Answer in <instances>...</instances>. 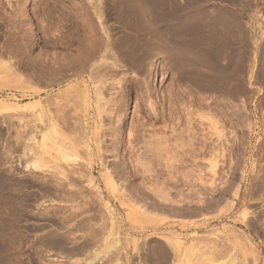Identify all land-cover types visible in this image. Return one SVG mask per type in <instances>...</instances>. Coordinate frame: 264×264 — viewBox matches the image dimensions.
Returning a JSON list of instances; mask_svg holds the SVG:
<instances>
[{"label":"rangeland","instance_id":"1","mask_svg":"<svg viewBox=\"0 0 264 264\" xmlns=\"http://www.w3.org/2000/svg\"><path fill=\"white\" fill-rule=\"evenodd\" d=\"M260 145L264 0H0V264H264Z\"/></svg>","mask_w":264,"mask_h":264},{"label":"bare ground","instance_id":"2","mask_svg":"<svg viewBox=\"0 0 264 264\" xmlns=\"http://www.w3.org/2000/svg\"><path fill=\"white\" fill-rule=\"evenodd\" d=\"M27 3L25 2V3H23V6L21 7V11L24 13H27L26 11H27ZM26 15V14H25ZM211 67V66H210ZM224 70V69H223ZM212 72V71H211ZM210 72V73H211ZM208 74V73H207ZM206 74V75H207ZM216 74V73H215ZM215 74H213L214 75V77H211V79L212 78H215ZM209 75L210 74H208V78H210L209 77ZM213 75H210V76H213ZM204 75H202V77H203ZM217 76V75H216ZM223 76H225V75H223ZM201 77V78H202ZM207 77V76H206ZM218 77H216V79H217ZM227 78H228V76H227ZM226 77L225 78H222V79H220L219 81H220V83H221V81H224L225 79H227ZM202 79H207V78H202ZM210 79V83L209 84H211L212 82H214V81H212ZM229 79V78H228ZM208 80V79H207ZM200 81V80H199ZM203 81V80H202ZM205 81V80H204ZM217 82H218V80H216ZM229 81V80H228ZM231 81V80H230ZM224 82H227V80H225ZM206 83V82H205ZM215 83V85L217 84L216 82H214ZM214 83L213 84H211L210 86H214ZM219 83V82H218ZM223 84V83H222ZM225 85H223V86H219L218 88H216V87H214V88H216V90H214V89H212V92H215V91H218L219 92V90H220V92L222 93V90L223 91H225V93H226V91H227V89L229 90V87L231 86V85H229V87H227L228 86V84H230V83H228V84H226V83H224ZM204 85H206V84H204ZM208 85V84H207ZM201 86V85H200ZM200 86H198L197 88H199ZM209 86V85H208ZM209 86V87H210ZM205 87V86H204ZM209 87H207V88H209ZM200 88H202V87H200ZM211 88V87H210ZM203 89V88H202ZM206 89V88H205ZM205 89H203V90H205ZM217 89H219V90H217ZM207 90V89H206ZM209 90V89H208ZM214 90V91H213ZM209 91H211V90H209ZM229 92V91H228ZM227 92V93H228ZM230 93V92H229ZM180 94H181V92H180ZM179 97V96H178ZM178 97H176V98H178ZM196 99H199V98H197L196 97ZM176 100V99H175ZM178 100V99H177ZM201 99H199V100H195L194 102H193V104L197 107L196 108V111H197V109L199 110V112H201L202 110L204 111H206L205 113L203 112V114H202V112H201V114H197V112H196V114L197 115H199L198 116V119L197 120H195L196 121V124L195 123H193L194 125H192L191 123H189V124H191L192 125V127H193V131H190L189 133L192 135L193 134V139H194V143H193V145H195V146H197V148L194 150V151H192V153L194 154V158H195V166H199L200 167V172L198 173V175L196 176V180L198 181V185H199V187H206V186H208V187H210V188H216V189H220V190H218V192H221L222 190V188H221V185L223 186V182L224 181H222V180H220V179H223V178H221V176H222V172H223V168H225L226 167V165H227V158H226V154H224V152H223V149H222V144H223V142H225L227 139L226 138H224V137H226L224 134V132H223V128L222 129H220V125L222 124H220V123H218L216 120H214V119H212V117L211 116H209L210 115V110L209 109H211L212 107H213V109H214V106H212L213 104H214V101L213 102H204V100L203 101H200ZM210 101H212V100H210ZM191 103V102H190ZM193 104H192V107H194L193 106ZM191 105V104H190ZM212 106V107H211ZM172 107H174V106H172ZM168 108V107H167ZM175 108V107H174ZM179 108V107H178ZM180 109V108H179ZM183 109V108H182ZM181 109V110H182ZM194 109V108H193ZM213 109H211V110H213ZM186 110V109H185ZM185 110H183L185 113H186V111ZM201 110V111H200ZM167 111H169V109L167 110ZM171 111V110H170ZM210 111V112H209ZM176 112V111H175ZM178 112H180L181 113V111L179 110ZM188 112L190 113V111H189V109H188ZM207 112L209 113V115H207ZM169 114H170V112H168ZM175 114V113H174ZM238 114V113H237ZM167 115V114H166ZM183 115V114H182ZM235 115V114H234ZM154 116H155V118L157 119L158 118V115L157 114H154ZM162 116V115H161ZM176 116V115H175ZM227 116H228V113H227ZM170 117V116H169ZM173 116H171V118H172ZM181 117V116H180ZM180 117H178V119L180 118ZM197 117V116H196ZM164 118V117H163ZM175 118H177V117H175ZM183 118V117H182ZM168 120V119H167ZM166 120V121H167ZM180 120V119H179ZM184 120V119H183ZM183 120H180V123H182L183 122ZM169 121V120H168ZM175 121H176V119H175ZM187 122H189V121H187ZM191 122V121H190ZM179 123V122H178ZM183 124H184V122H183ZM186 124V123H185ZM188 124V123H187ZM220 124V125H219ZM178 125V124H177ZM182 125V124H181ZM189 126V125H188ZM223 126V125H222ZM192 132H194V133H192ZM250 132H252V128L250 127ZM51 133V132H50ZM189 134V135H190ZM45 135V134H44ZM190 135V136H191ZM225 140V141H224ZM261 146V145H260ZM262 147V146H261ZM262 148H264V147H262ZM263 150V149H262ZM261 151V150H260ZM264 154V153H263ZM43 160V159H42ZM71 160V159H70ZM73 161V160H72ZM35 163V162H34ZM33 163V164H34ZM39 164V163H38ZM45 164V163H44ZM253 164V163H252ZM31 166H32V164H31ZM45 166V165H44ZM44 166H42V164H39V165H37V166H32V167H36V168H40V169H42ZM253 166V165H252ZM226 168H228V167H226ZM229 170V169H228ZM260 172V173H259ZM259 172H258V180L254 183V185H252L251 187L253 188V186H254V191L253 190H251L252 192H254V194L253 195H255V196H257L259 199H261V200H264L263 198H264V167H263V169H262V167H261V170H260V168H259ZM262 172V173H261ZM226 173V172H225ZM225 176V175H224ZM257 176V175H256ZM256 179V178H255ZM218 182V183H217ZM70 185V184H69ZM225 185V184H224ZM213 186V187H212ZM214 189H212V190H214ZM216 191V190H215ZM75 193V192H74ZM250 194H251V192H250ZM240 194H239V189L237 190V191H235L234 193H233V196L235 197V198H238V196H239ZM253 195H251V196H253ZM254 198V197H253ZM252 199V198H251ZM258 199V200H259ZM248 214V213H247ZM249 220V219H248ZM246 222H248V221H246ZM248 224H250L249 222H248ZM250 226V225H249Z\"/></svg>","mask_w":264,"mask_h":264}]
</instances>
